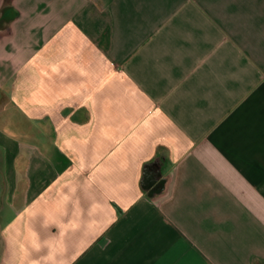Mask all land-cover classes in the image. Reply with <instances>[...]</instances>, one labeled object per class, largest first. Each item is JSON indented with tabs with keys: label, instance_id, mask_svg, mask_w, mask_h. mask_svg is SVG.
I'll return each instance as SVG.
<instances>
[{
	"label": "crops",
	"instance_id": "obj_1",
	"mask_svg": "<svg viewBox=\"0 0 264 264\" xmlns=\"http://www.w3.org/2000/svg\"><path fill=\"white\" fill-rule=\"evenodd\" d=\"M0 147V264H264V0H0Z\"/></svg>",
	"mask_w": 264,
	"mask_h": 264
},
{
	"label": "rangeland",
	"instance_id": "obj_2",
	"mask_svg": "<svg viewBox=\"0 0 264 264\" xmlns=\"http://www.w3.org/2000/svg\"><path fill=\"white\" fill-rule=\"evenodd\" d=\"M5 115L7 116V114H5ZM2 152H3V149H2V147H0V155H1Z\"/></svg>",
	"mask_w": 264,
	"mask_h": 264
},
{
	"label": "flooded vegetation",
	"instance_id": "obj_3",
	"mask_svg": "<svg viewBox=\"0 0 264 264\" xmlns=\"http://www.w3.org/2000/svg\"><path fill=\"white\" fill-rule=\"evenodd\" d=\"M0 186H1V183H0Z\"/></svg>",
	"mask_w": 264,
	"mask_h": 264
}]
</instances>
